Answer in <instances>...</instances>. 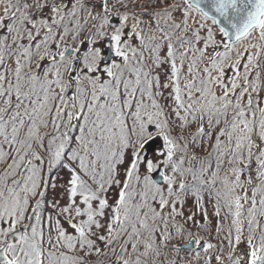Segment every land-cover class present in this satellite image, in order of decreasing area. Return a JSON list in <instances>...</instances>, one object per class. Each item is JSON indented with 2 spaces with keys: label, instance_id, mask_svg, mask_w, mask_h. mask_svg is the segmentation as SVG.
Wrapping results in <instances>:
<instances>
[{
  "label": "snow or ice",
  "instance_id": "obj_1",
  "mask_svg": "<svg viewBox=\"0 0 264 264\" xmlns=\"http://www.w3.org/2000/svg\"><path fill=\"white\" fill-rule=\"evenodd\" d=\"M0 264H264V0H0Z\"/></svg>",
  "mask_w": 264,
  "mask_h": 264
}]
</instances>
